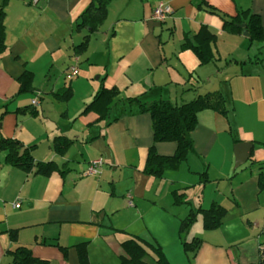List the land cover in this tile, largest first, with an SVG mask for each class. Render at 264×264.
Returning a JSON list of instances; mask_svg holds the SVG:
<instances>
[{
  "label": "crops",
  "instance_id": "crops-1",
  "mask_svg": "<svg viewBox=\"0 0 264 264\" xmlns=\"http://www.w3.org/2000/svg\"><path fill=\"white\" fill-rule=\"evenodd\" d=\"M89 2L7 0L4 5L0 113L7 112L0 119V136L17 139L24 146L34 145L31 154L35 161H52L63 173L43 176L25 172L7 164L5 151H0V264H14L8 251L18 245L27 246L33 257L48 264H79L75 245L80 242L87 243L90 264H113L120 243L129 236L149 242L145 237L154 233L150 212L153 217L162 214L164 220H170L172 238L177 229L171 245L180 244V220L191 207L205 209L212 202L227 212L218 228L207 230L213 232L208 238H199L193 264H260L264 227L254 231V223L246 220L244 224L242 215L264 208L257 195L264 191L257 185L264 161L256 159L248 174L238 175L236 168L232 172L226 153L228 163L224 165L229 168L219 167V175L229 180L228 194L221 193L218 182L211 189H207L209 183L199 182L198 203L186 200L176 206L172 191L186 196L189 185L171 173L156 178L142 172L147 149L153 143L148 113H127L119 103L105 124L92 123L97 117L93 112H80L102 85L116 87L118 101L136 96L146 102L171 99L172 95L182 99L184 90L199 87L191 84L194 73L197 80L209 74L216 87L211 91L226 97L228 111L224 117L210 109L197 114L198 124L191 132L194 152L185 162L191 167L197 157L208 162V178L212 169L218 173L211 156L220 138L226 145L236 143L234 138L252 143L251 155L256 144L264 146V42H248V34L223 32L221 19L204 7L211 5L226 15L248 9L260 16L264 28V0H112L102 24L89 34L86 48L75 53L74 46L87 34L86 28L76 30L75 22ZM159 2L172 8L162 22L151 16ZM201 24L216 35L212 46L215 59L207 64H199L190 50L180 49L183 37H192ZM164 30L167 37H163ZM226 41L234 55L230 63L248 69L218 79V71L213 69H218L220 47L229 46ZM70 66L77 67L78 73L67 80L64 74ZM24 71L33 75V92L16 94V79ZM67 87L72 93L69 99L54 96ZM34 99L37 103L32 105ZM26 106L24 112L16 111ZM239 107L244 111L238 112ZM58 135L72 141L63 154L52 148ZM154 146L158 154L170 155L176 145L157 142ZM98 158L102 159L99 172L83 175L88 162ZM250 192L254 198L250 197L244 209L242 203ZM198 220L200 216L190 230L199 226ZM159 242L172 263L173 252L167 243Z\"/></svg>",
  "mask_w": 264,
  "mask_h": 264
},
{
  "label": "trees",
  "instance_id": "trees-1",
  "mask_svg": "<svg viewBox=\"0 0 264 264\" xmlns=\"http://www.w3.org/2000/svg\"><path fill=\"white\" fill-rule=\"evenodd\" d=\"M7 0L0 2V53L4 50V5ZM112 0H90L88 6L81 12L75 22V29H87V34L82 41L74 46V52L83 51L88 43L89 34L96 31L106 17L107 8ZM204 7L210 13L218 15V10L206 4ZM200 8H202L200 6ZM222 21V30L229 33L241 34L242 31L248 33L249 41L264 42V28L261 25L260 16L257 13L250 12L248 9H237L234 15L219 14ZM243 24V27L239 25ZM216 40V35L210 32L206 25L201 24L198 30L188 37L185 35L180 45V49L190 50L197 58L199 64H207L215 59L212 46ZM33 75L29 71L22 72L16 79L17 92L22 94L33 92ZM71 89L65 88L56 92L54 96L57 99L67 100L71 96ZM118 90L116 87L106 88L103 85L95 92L92 99L85 104L80 114L93 112L97 115L94 122L105 121L108 124L112 110L116 104L126 109L127 113H148L151 118L152 141L148 147L146 159L142 172L156 178H161L167 170H176L179 165L186 161L188 154L194 152L191 132L197 123V113L204 109L213 110L220 115L226 116L227 107L225 105L226 97L220 91H207L202 94H196L192 99L178 103L172 102L166 98H158L151 101H144L139 96L126 97L122 100H116ZM26 107L17 108L16 111L24 112ZM6 109L0 113V119ZM29 112L35 114L30 108ZM89 123V124H92ZM234 142L237 139L234 138ZM71 140L64 135L55 136L52 140V148L58 154H63ZM157 142H174L175 150L170 155L158 154L154 144ZM34 145L24 146L20 141L14 138L0 136V151H5V162L12 167H16L25 172L32 171L34 174L48 176L54 171L63 173V168L58 167L52 161H35L31 151ZM201 182L207 181L206 171L199 173ZM259 190H264V172H259L257 177ZM173 204H185L186 196L183 192L172 191ZM226 208L217 202H212L208 208L191 207L184 218L179 222L178 235L184 252L196 253L201 244V240L192 237L186 240V235L191 226L201 218L202 227L206 230H213L221 225L223 217L226 215ZM10 236L15 238V232L11 231ZM124 254L120 255L118 264H150L144 261L145 256L152 252L155 264H171L158 243L144 241L136 236H129L120 243ZM79 264H90L87 257V243L80 242L75 245ZM62 251L65 247L59 246ZM150 251V252H149ZM8 253L12 256L14 264H48L46 260L35 258L31 255L27 246L18 245ZM264 257V251H261ZM260 264H264V259Z\"/></svg>",
  "mask_w": 264,
  "mask_h": 264
},
{
  "label": "rangeland",
  "instance_id": "rangeland-1",
  "mask_svg": "<svg viewBox=\"0 0 264 264\" xmlns=\"http://www.w3.org/2000/svg\"><path fill=\"white\" fill-rule=\"evenodd\" d=\"M218 13L219 14H225L224 11L220 10L218 8ZM218 15H215L218 17V20H220V17ZM125 25V24H123ZM165 31V30H164ZM227 34H232L235 35L234 33H229L227 31H223ZM168 32L165 31V34L163 37H167ZM251 42V41H248ZM256 42V41H254ZM227 43V41H226ZM228 44V43H227ZM229 46H227L226 44H223V47H220L219 52H222V54H220L218 59V69H213L218 71V79L222 78L225 75H228L227 78L231 75L234 74V72H243L244 70H247V67H243L240 64H234V63H230V61H232L234 55L230 54L231 51V45L228 44ZM232 58V59H231ZM215 72V71H214ZM195 74V73H194ZM193 74V75H194ZM191 76V84H199V87L196 88H191L189 91H186L184 94L186 95L185 97H183L181 99V95H177V97H174L175 95H172L171 100L172 102L175 103H180L183 101H187L192 99L196 94H202L205 93L206 91H211L213 90L212 88H216L213 86L214 83V79L210 78V75L208 74L206 77H201L200 80H197L196 75ZM195 82V83H194ZM183 87V86H182ZM182 91V90H180ZM197 91V92H196ZM183 92V91H182ZM196 92V93H195ZM207 110V109H204ZM204 110H201L199 112H202ZM238 112H243V108L239 107L237 108ZM198 112V113H199ZM197 113V114H198ZM224 117V116H223ZM197 119H198V115H197ZM198 124V121L196 123V125ZM233 130V129H232ZM234 131H232L233 134ZM234 135V134H233ZM234 144V143H233ZM233 144L231 145H226L225 143L221 142V138L218 141V145L216 146L215 151L213 152V155L211 156L212 160H213V165L218 166V173L213 172L214 170L212 169V173L209 171V178L207 177V183L208 187L207 189H211L213 187H215V184L218 182V188L221 189V193H227L228 194V185H229V180L221 177V175H219V167L222 168L223 166H225V168H229L228 165H224V162L228 163V160L225 159L226 156L225 154L227 153V155L230 156L231 160V169L233 172L234 168V158H233ZM256 149V150H255ZM253 150L252 154L250 155L249 159L243 163L242 165L238 166L236 169L238 170V175H241L240 173H246L248 174L250 172V170H252V168L254 167V165L258 162V160L255 162L256 159H259L260 162L264 161V146L256 144V147ZM226 151V152H225ZM229 153V154H228ZM196 162L195 163H191V167H189L188 162H183V164L181 163V166L179 167V169L177 170H167L164 173H171V175H173V178L176 180H180L185 182L186 184L189 185V187L187 189H185L186 192V200H188L190 202V204L192 205H196L198 202L195 200L196 197L201 196V192H200V186L198 185L199 182H201V178L199 176V173L202 171L207 172L208 174V162H202L199 158L195 157ZM204 163V164H203ZM192 169H197L195 171H193ZM217 174H218V180L217 178ZM232 174V173H231ZM208 176V175H207ZM255 195V194H254ZM258 196L259 201L264 202V191H260ZM231 197V196H230ZM250 197L254 198V196L252 195V193H248L247 194V201H243V207L244 209L247 208L249 206L248 201H250ZM195 200V201H194ZM176 205V206H180ZM158 211V210H155ZM153 213L150 212V218H152L153 220L152 223L153 225H151L148 221V224H150L153 227V234L151 233V235H147L145 238H147L146 240H149V242L153 243V241H155L156 243L159 242V240L161 242H163L164 244L167 243L168 247L170 249V253L173 252L171 260L172 263L171 264H193V259H194V254L192 252H184L181 246V243H177V244H173L171 245V242H174V237L176 234V230H173V238L170 236V229H171V224H170V220H164L165 218H162V214L160 216H155L153 217L152 215ZM157 214H159V212H157ZM164 215V214H163ZM166 215V214H165ZM169 219V216H167ZM175 222H176V217L174 218ZM246 220H250L251 222L254 223L255 230L256 232H258L262 227H264V208H260V209H256L255 211H252L250 213H246L242 215V221L245 224ZM120 222V220H119ZM156 223V225H155ZM199 226H194L193 229L194 230H190L189 233H187L186 235H184L186 240H190L192 237H197V238H208L207 236L211 235V231H207L206 229L202 228V224H201V220H198ZM176 224V223H175ZM248 225V224H247ZM246 225V227H247ZM197 227V228H196ZM248 228V227H247ZM250 229V228H248ZM220 231V230H219ZM218 234V232H217ZM160 243V242H159ZM158 243V244H159ZM150 252V251H149ZM124 254L123 253V249L120 245L119 251H117L116 253V257L113 258V262L115 261V263L113 264H118L119 263V257L120 255ZM119 255V256H118ZM153 254L152 252H150V255L145 256L143 258L144 261H148L150 264H155L154 263V259H153Z\"/></svg>",
  "mask_w": 264,
  "mask_h": 264
},
{
  "label": "built area",
  "instance_id": "built-area-1",
  "mask_svg": "<svg viewBox=\"0 0 264 264\" xmlns=\"http://www.w3.org/2000/svg\"><path fill=\"white\" fill-rule=\"evenodd\" d=\"M37 0H33V3H36ZM172 13V8L166 3L159 2L152 10V18L155 21L162 22ZM78 73V69L75 66H70L65 70V78L67 80L72 79ZM37 101L34 99L31 101L32 105H35ZM102 164V159H92L88 162L86 170L83 172V175H95L99 172V167ZM128 205L132 206L131 196L128 195ZM15 207H18L19 204L14 203Z\"/></svg>",
  "mask_w": 264,
  "mask_h": 264
},
{
  "label": "water",
  "instance_id": "water-1",
  "mask_svg": "<svg viewBox=\"0 0 264 264\" xmlns=\"http://www.w3.org/2000/svg\"><path fill=\"white\" fill-rule=\"evenodd\" d=\"M239 26L243 27V24ZM242 33L244 35L248 34L245 30ZM251 148L252 143L250 142L240 141L233 144L234 168H237L249 159Z\"/></svg>",
  "mask_w": 264,
  "mask_h": 264
}]
</instances>
